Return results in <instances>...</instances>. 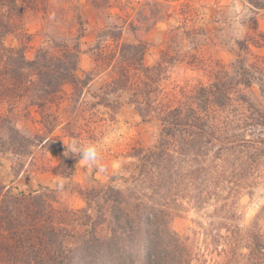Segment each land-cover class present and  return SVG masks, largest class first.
Listing matches in <instances>:
<instances>
[{
  "label": "trees",
  "instance_id": "16d2710c",
  "mask_svg": "<svg viewBox=\"0 0 264 264\" xmlns=\"http://www.w3.org/2000/svg\"><path fill=\"white\" fill-rule=\"evenodd\" d=\"M89 1L99 8L107 0ZM247 1L264 9V0ZM78 7H54L53 0H0V105H8V112L35 106L52 131L59 119L51 108L61 102L63 87H87L99 66L113 74L105 86L110 93L128 92L143 120L159 122L158 139L136 155L137 191L94 179L95 185L80 192L84 208L58 206L46 188L27 193L0 183V264H190L191 237L172 229L175 215L163 205L178 202L181 191L196 185L202 191L195 202H209L214 195L228 201L250 175L264 177V108L243 92L253 75L239 58L232 65V86L223 70L207 84L199 81L171 92L162 84L163 63L145 64L147 42H121L123 27L114 24L98 33L92 47L95 67L81 77L87 29L79 10L69 18ZM33 21L41 23L45 44L29 59L26 49L34 34L27 25ZM9 35H15L17 45L5 44ZM6 133L1 151L16 155L30 153L45 137L27 136L13 126ZM74 157L67 168L70 158L63 156L61 173H73ZM226 189L228 197L222 195ZM232 216H220L205 229L206 250L224 257L225 264H248L239 252L247 248L255 264H264L260 229L241 228Z\"/></svg>",
  "mask_w": 264,
  "mask_h": 264
},
{
  "label": "rangeland",
  "instance_id": "374dc122",
  "mask_svg": "<svg viewBox=\"0 0 264 264\" xmlns=\"http://www.w3.org/2000/svg\"><path fill=\"white\" fill-rule=\"evenodd\" d=\"M72 4L79 7L70 12L69 18L79 10L87 29L81 40L78 72L81 77L84 71L95 67L92 47L98 33L117 24L123 27L121 42H147L145 64L163 63L167 71L162 84L171 92L199 81L207 84L223 70L229 73L228 82L232 86L235 81L232 65L242 58L253 75L251 87L243 92L264 108V9L254 8L247 0H107L99 8L89 0H53L54 7ZM40 27L41 23L36 21L27 25L34 34L26 49L29 59L45 44ZM5 44L17 45L18 40L9 35ZM94 70L87 87L78 90L71 84L63 87L61 102L51 108L59 119L52 131L47 130L37 107L20 105L8 112V105H0V183L6 188L27 193L46 188L53 191L58 206L70 209L86 207L80 192L95 185L94 179L101 184L138 190L133 188L138 184L135 178L139 174L136 155L142 148L156 144L160 124L143 120L128 92L110 93L111 89L105 86L113 80L111 71H102L99 66ZM9 126L27 136L44 134V140L35 143L31 152L24 155L2 152ZM73 140L96 144L106 170L101 172L78 157L72 174L61 173L58 166L63 156L70 158L65 162L67 168L75 159L76 155L66 152V145ZM261 174L264 176V167ZM246 182L235 198L230 196L228 201L214 195L209 202H195L193 198L202 191L196 185L181 191L178 202L163 205L175 215L172 229L191 237L190 264L226 263L224 257L207 251L204 244L205 229L213 221L216 224L220 216L233 214V224L241 228L255 225L264 240V177L250 175ZM228 189L223 192L224 197H228ZM239 252L246 256L245 262L255 264L249 249L240 248Z\"/></svg>",
  "mask_w": 264,
  "mask_h": 264
},
{
  "label": "clouds",
  "instance_id": "9594fccd",
  "mask_svg": "<svg viewBox=\"0 0 264 264\" xmlns=\"http://www.w3.org/2000/svg\"><path fill=\"white\" fill-rule=\"evenodd\" d=\"M66 146V152L80 157L86 164L97 167L101 172L106 170L107 166L102 163V157L96 144L73 140Z\"/></svg>",
  "mask_w": 264,
  "mask_h": 264
}]
</instances>
